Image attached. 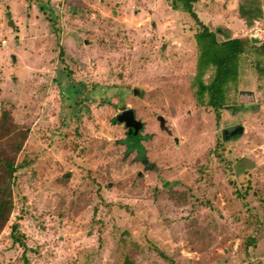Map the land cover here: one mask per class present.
Instances as JSON below:
<instances>
[{
	"label": "rangeland",
	"instance_id": "1",
	"mask_svg": "<svg viewBox=\"0 0 264 264\" xmlns=\"http://www.w3.org/2000/svg\"><path fill=\"white\" fill-rule=\"evenodd\" d=\"M261 1L252 23L239 0L194 8L264 41ZM195 29L168 0H0V111L28 127L18 159L36 156L16 171L0 264H22L14 222L30 264H264V80L244 62L216 120L190 86ZM126 108L141 151L114 119Z\"/></svg>",
	"mask_w": 264,
	"mask_h": 264
},
{
	"label": "trees",
	"instance_id": "2",
	"mask_svg": "<svg viewBox=\"0 0 264 264\" xmlns=\"http://www.w3.org/2000/svg\"><path fill=\"white\" fill-rule=\"evenodd\" d=\"M198 0H168L169 6L187 13L196 23L193 39L196 48L194 74L190 86L195 102L215 112L219 119V110L228 105L231 91L237 86L241 77V65L247 62L256 72L259 81L264 80V41L253 42L245 35L231 36L229 30H212L198 17L194 5ZM238 17L252 23L263 16L261 0H239ZM116 120V117L114 118ZM75 134V132H74ZM28 136V127L14 121L13 108L8 102L0 111V230L4 228L12 209L13 183L17 170L30 167L36 156L18 155ZM132 135L124 138L126 151L142 149L141 138ZM224 142V141H223ZM79 142L72 140L73 150L79 148ZM9 236L13 244L23 248L22 264H30L26 256V243L18 229V223L10 225ZM255 243L253 236L245 239V247ZM121 264H132L124 258ZM259 264H262L259 262Z\"/></svg>",
	"mask_w": 264,
	"mask_h": 264
},
{
	"label": "water",
	"instance_id": "3",
	"mask_svg": "<svg viewBox=\"0 0 264 264\" xmlns=\"http://www.w3.org/2000/svg\"><path fill=\"white\" fill-rule=\"evenodd\" d=\"M253 42H258L259 38L253 37ZM134 94L137 93V90H133ZM116 119L120 122H123L125 127L127 128V134L129 136L139 135V130L143 127V122L141 120L135 118L134 112L132 109L126 108L120 111L116 115ZM244 131L243 126L240 123H235L229 126H226L221 129V138L222 141H225L230 135L241 134Z\"/></svg>",
	"mask_w": 264,
	"mask_h": 264
},
{
	"label": "built area",
	"instance_id": "4",
	"mask_svg": "<svg viewBox=\"0 0 264 264\" xmlns=\"http://www.w3.org/2000/svg\"><path fill=\"white\" fill-rule=\"evenodd\" d=\"M1 43L4 44L5 43V40H2Z\"/></svg>",
	"mask_w": 264,
	"mask_h": 264
}]
</instances>
